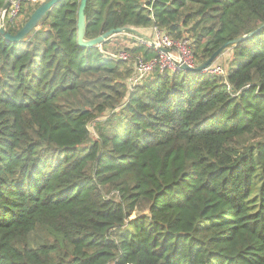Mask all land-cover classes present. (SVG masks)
<instances>
[{
  "label": "trees",
  "instance_id": "16d2710c",
  "mask_svg": "<svg viewBox=\"0 0 264 264\" xmlns=\"http://www.w3.org/2000/svg\"><path fill=\"white\" fill-rule=\"evenodd\" d=\"M79 6L0 33V264H264V0H88L87 39L157 28L196 65L254 32L226 76L157 70L133 89L111 37L79 44Z\"/></svg>",
  "mask_w": 264,
  "mask_h": 264
},
{
  "label": "built area",
  "instance_id": "2783aa9c",
  "mask_svg": "<svg viewBox=\"0 0 264 264\" xmlns=\"http://www.w3.org/2000/svg\"><path fill=\"white\" fill-rule=\"evenodd\" d=\"M25 1L26 0H12L11 7L4 19L8 17L11 21L16 22ZM153 32L154 36L151 38L148 36H139L133 33L134 37L137 39V45H144L150 48L154 52V56L152 58H146L142 54L134 56V70L128 79V85L131 89H133L137 84L150 78L157 70L160 72L165 70L172 72L177 71L181 68L182 62L191 66L194 65V59L191 62L184 57L185 51L183 49L189 47L187 40H175L157 28H154ZM116 57L129 60V54L126 50L116 54ZM209 72L221 76L227 75V71L222 66H214L209 70Z\"/></svg>",
  "mask_w": 264,
  "mask_h": 264
},
{
  "label": "water",
  "instance_id": "95a60500",
  "mask_svg": "<svg viewBox=\"0 0 264 264\" xmlns=\"http://www.w3.org/2000/svg\"><path fill=\"white\" fill-rule=\"evenodd\" d=\"M63 0H43L30 14L29 19L26 21V23L23 25V27L16 33L13 34L11 33L6 25H5V16L11 7L12 0H7L5 3L4 7L2 8L0 12V33L9 40L12 41H20L23 40L33 29L38 28L41 20L48 14V12L56 6L59 2ZM88 0H80V6L78 9V42L81 46H96V45H101L105 40L108 38L112 37L113 35L120 34V33H125V32H132L136 35L139 36H146L143 32L138 30L137 28L133 27H119V28H114L111 29L107 32H105L102 35H99L96 38L92 39H87L86 38V15H85V10L87 6ZM264 26V24L262 25ZM261 26V27H262ZM254 32H250L249 34H246L240 38H237L233 41H228L225 44H223L220 48H218L212 55L211 57L204 62L203 64L199 65H188L185 62L181 63V70H193V71H202L206 70L212 63L213 61L221 55L227 47L238 40H241Z\"/></svg>",
  "mask_w": 264,
  "mask_h": 264
},
{
  "label": "rangeland",
  "instance_id": "374dc122",
  "mask_svg": "<svg viewBox=\"0 0 264 264\" xmlns=\"http://www.w3.org/2000/svg\"><path fill=\"white\" fill-rule=\"evenodd\" d=\"M30 1V2H28ZM26 2H24V8L22 9L23 11L19 13V16L17 18L18 23H22L26 18L29 12H27V7L30 6V4H35L38 2H42L43 0H28ZM35 6V5H34ZM141 32H143L146 36H148L149 38L154 36V32L152 27H148V28H141L138 29ZM191 40H188V42H190ZM139 43V42H138ZM135 46H137V39L136 37L132 36V35H128V34H116L113 35L110 39V41L106 42L105 44V51L108 52L111 55L116 56V54L120 53L123 50H126L127 53L129 54V62L133 65V58H134V54L131 52V49H133ZM189 46V45H188ZM184 52V57L188 60H190L191 62L193 61V55L190 52V48L187 47L186 49H183ZM142 55H144V53H140ZM145 56V55H144ZM146 57V56H145ZM232 59V51L231 49H226L221 55H219L214 61L213 63L206 69V71H209L211 68H213L214 66H222L226 71L229 70V65ZM194 65H196L195 61H194ZM93 134L96 136V131L94 130V127L91 126L90 127ZM147 209H140L137 212H135V215L138 213H146Z\"/></svg>",
  "mask_w": 264,
  "mask_h": 264
}]
</instances>
